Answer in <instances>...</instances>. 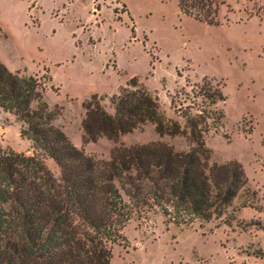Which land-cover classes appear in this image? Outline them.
<instances>
[{
  "label": "rangeland",
  "instance_id": "1",
  "mask_svg": "<svg viewBox=\"0 0 264 264\" xmlns=\"http://www.w3.org/2000/svg\"><path fill=\"white\" fill-rule=\"evenodd\" d=\"M217 2L212 21L187 14L180 0H0L1 61L47 83L55 124L88 156L101 164L115 146L155 141L187 151L202 137L211 163L237 161L248 177L234 202L241 208L220 219L176 224L158 209L135 216L111 264H264V0ZM133 76L159 96L181 134L161 135L148 123L118 142L85 141L82 102L98 93L114 112L111 96ZM205 81L226 99L200 97ZM218 111L221 121L199 118L195 133L187 128L189 118ZM20 131L0 109V148L39 156L59 178L55 161Z\"/></svg>",
  "mask_w": 264,
  "mask_h": 264
},
{
  "label": "trees",
  "instance_id": "2",
  "mask_svg": "<svg viewBox=\"0 0 264 264\" xmlns=\"http://www.w3.org/2000/svg\"><path fill=\"white\" fill-rule=\"evenodd\" d=\"M180 7L195 17L217 18V0H180ZM217 86L205 81L199 96L213 104L225 100ZM46 88L37 75L22 76L0 59V109L21 123V136L37 154L60 168L55 179L39 156L0 148V264H111L112 249L135 216L158 209L169 221L191 224L241 208L234 202L248 184L242 165L211 163L202 137L187 151L161 141L115 146L100 164L55 124ZM103 101L93 93L82 102L85 141L118 142L148 123L161 135L181 134L138 76L111 96L114 112ZM223 117L219 111L200 113L189 118L187 128L195 133L199 118Z\"/></svg>",
  "mask_w": 264,
  "mask_h": 264
}]
</instances>
